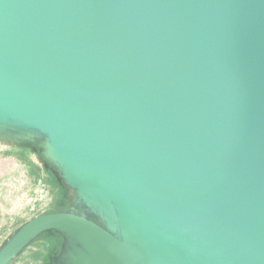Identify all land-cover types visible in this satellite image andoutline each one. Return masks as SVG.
Returning <instances> with one entry per match:
<instances>
[{"label":"water","instance_id":"95a60500","mask_svg":"<svg viewBox=\"0 0 264 264\" xmlns=\"http://www.w3.org/2000/svg\"><path fill=\"white\" fill-rule=\"evenodd\" d=\"M0 100L113 196L128 240L44 214L0 264L53 230L87 264H264V0H0Z\"/></svg>","mask_w":264,"mask_h":264},{"label":"rangeland","instance_id":"374dc122","mask_svg":"<svg viewBox=\"0 0 264 264\" xmlns=\"http://www.w3.org/2000/svg\"><path fill=\"white\" fill-rule=\"evenodd\" d=\"M5 122L11 128L0 127V251L29 221L60 212L84 216L128 243L123 214L112 195L100 189L102 201L89 190L81 196L50 157L47 151L52 142L50 135L10 116L5 117ZM3 136L13 143L8 141L5 145ZM30 156L36 161L43 160L45 172L38 169ZM53 236L52 231L41 235L11 264L88 263L89 253L84 244L66 235L68 238L57 250L50 245Z\"/></svg>","mask_w":264,"mask_h":264},{"label":"bare ground","instance_id":"6f19581e","mask_svg":"<svg viewBox=\"0 0 264 264\" xmlns=\"http://www.w3.org/2000/svg\"><path fill=\"white\" fill-rule=\"evenodd\" d=\"M5 106H6L5 103L0 100V111L2 110V108H5ZM4 124H5V126H3ZM0 127L11 128L8 124H6L5 117L1 114H0ZM2 140L5 141V145L7 144L8 141L13 143V140H10V138L8 136H3ZM47 151H48L50 157L62 169L65 178L69 180V184L74 186L75 188H77L79 190L81 196H84L86 191L89 190L91 193L94 192L93 194L97 198H99L101 201L104 200V198L101 197L102 195L100 193L101 192L100 188L98 186H96L94 183H91L87 179V177L74 165V163L71 161V159L66 155V153L63 151V149L59 146L57 141L52 140V142L47 146ZM145 258L147 260H149L148 257H145ZM149 261H151V260H149Z\"/></svg>","mask_w":264,"mask_h":264},{"label":"trees","instance_id":"16d2710c","mask_svg":"<svg viewBox=\"0 0 264 264\" xmlns=\"http://www.w3.org/2000/svg\"><path fill=\"white\" fill-rule=\"evenodd\" d=\"M66 193H67L66 190H64L63 197H65ZM52 232L54 233V236H53V238L51 240L50 245H51L52 248H55V249L58 250L59 248H61V246H63V242L65 241V235L62 232L57 231V230H53Z\"/></svg>","mask_w":264,"mask_h":264},{"label":"crops","instance_id":"0c3cea01","mask_svg":"<svg viewBox=\"0 0 264 264\" xmlns=\"http://www.w3.org/2000/svg\"><path fill=\"white\" fill-rule=\"evenodd\" d=\"M30 159L32 160L33 163H35L36 165H38V169L39 170H41L42 172H45V169H44L45 166H43V160L42 159L40 161H36L35 159L33 160V158L31 156H30Z\"/></svg>","mask_w":264,"mask_h":264},{"label":"built area","instance_id":"2783aa9c","mask_svg":"<svg viewBox=\"0 0 264 264\" xmlns=\"http://www.w3.org/2000/svg\"><path fill=\"white\" fill-rule=\"evenodd\" d=\"M11 192V191H10Z\"/></svg>","mask_w":264,"mask_h":264}]
</instances>
